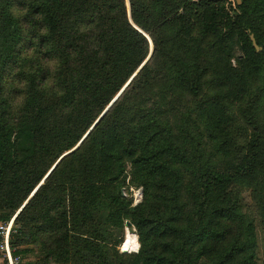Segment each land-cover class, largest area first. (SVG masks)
<instances>
[{"label": "trees", "instance_id": "obj_1", "mask_svg": "<svg viewBox=\"0 0 264 264\" xmlns=\"http://www.w3.org/2000/svg\"><path fill=\"white\" fill-rule=\"evenodd\" d=\"M260 1L237 2L238 11L231 14L219 0H201L202 32L218 50L208 67L226 97L247 103L242 116L249 140H238L233 118L218 99L201 101L200 115L213 146L239 154L222 166L205 159L202 133L186 126L177 130L157 109L95 128L16 217L24 229L13 245H34L17 253L35 252L39 260L32 264H71L74 254L81 264H185L190 256L210 264H257L254 224L245 222L234 187L264 168V133L253 113L264 85L251 94V75L257 73L251 60L264 63V50H256L249 33L255 31ZM131 5L143 28L150 17L159 20L143 3L131 0ZM187 29L177 26L179 33ZM151 34L158 44L155 27ZM255 36L264 47V37ZM235 37L242 46L237 55ZM150 50L148 37L129 19L125 0H0V222L13 217L56 160L79 142ZM180 81L199 95L195 73ZM178 167L189 176L188 185H181ZM128 173V184L145 187L144 203L131 208L120 191ZM152 180L160 184L156 189ZM100 204L109 208L108 224L128 218L135 225L138 253L113 256L101 240L80 234ZM88 230L98 234L95 226Z\"/></svg>", "mask_w": 264, "mask_h": 264}, {"label": "rangeland", "instance_id": "obj_2", "mask_svg": "<svg viewBox=\"0 0 264 264\" xmlns=\"http://www.w3.org/2000/svg\"><path fill=\"white\" fill-rule=\"evenodd\" d=\"M125 1L131 23L145 34L151 42L150 53L112 98L91 127L83 134L79 142L56 160L40 184L45 182L46 178L54 171L62 159L71 154L80 145L87 143L92 130L98 127H105L112 121L129 122L134 116H137L136 114L143 112L145 108L157 109L162 120L168 121L181 132V127L186 126L195 134L202 133L205 141L204 158H210L211 162L221 166L226 165L234 156L239 154V149L236 150L234 148V150L232 148V150L225 151L213 146L209 141L208 130L200 115L199 107L201 101L216 98L222 102L233 118L235 136L242 142L249 140V127L242 116V110L247 103H240L226 97V90L220 86L218 78L208 67L209 61L217 56L218 50L217 47L212 45V38L202 32L201 26L204 13L201 7V0H135L143 3L151 13L159 18V20H154L150 17L146 22V28L134 21L131 0ZM219 1L225 5L231 14H236L235 12L238 11L237 0ZM260 3L261 10L257 14L255 31L250 30L249 33L250 35L254 34L255 36L257 34L264 37V2L261 0ZM181 13L185 16V20L179 18L178 14ZM139 15L143 18L142 11L139 12ZM180 24L188 28L186 32L179 33L177 31V26ZM154 27L161 36L158 44L155 43L151 34V29L153 30ZM234 39V42H232V54H241L242 46L236 37ZM263 50L264 47H262L260 52ZM232 62L234 65L237 64L235 57L232 58ZM251 64L257 70L255 75H251V94L256 96L260 87L264 85V83L262 84L264 68L259 67H264V63H260L258 59L257 61L251 60ZM189 71L195 73V77L199 78L198 96H194L180 81V77L184 74L189 75ZM257 98L253 106V113L264 133V90ZM19 100H21V97ZM178 170L180 177H183L180 182L181 185H188L190 183L189 176L182 168L178 167ZM125 180L127 183L120 187V191L125 198L130 200V208L144 203L145 187L128 184L131 180L129 173ZM150 183H153L154 189L160 185L156 180H152ZM164 183H167V181ZM234 188L240 193L242 209L246 217L245 222L253 221L254 224L256 238L255 262L264 264V168L263 171L260 170L255 175L240 183H236ZM35 190L14 213L13 217L15 219L37 191ZM100 207L102 208H93L88 225V228L96 227L98 231L96 237L87 234L89 231L87 227L80 234H84L93 240H101L102 247L106 244L107 250H110L113 256L116 255V252L122 254L138 253L141 249V242L135 225L133 224L134 227L128 226L127 221H130L128 218H125L122 223L118 222L116 225L108 224L105 218L106 211L109 208L105 204H100ZM0 213L4 212L0 211ZM15 227L18 231L24 229V225L22 226L18 223H15ZM241 235V229H239L238 236L240 237ZM29 248H34V245L21 244L18 246V250ZM197 248V245L193 246V251H196ZM22 256L29 264L38 263L39 256L35 252L30 251ZM77 258L76 254H74L70 263L81 264L76 260ZM85 260L89 261V258L86 257ZM96 260L91 259V261ZM0 264H2L1 260ZM185 264H210V261L205 257L195 258V256H190Z\"/></svg>", "mask_w": 264, "mask_h": 264}, {"label": "built area", "instance_id": "obj_3", "mask_svg": "<svg viewBox=\"0 0 264 264\" xmlns=\"http://www.w3.org/2000/svg\"><path fill=\"white\" fill-rule=\"evenodd\" d=\"M17 232L15 217L6 222H0V260L2 264H29L22 254L17 253L18 246L12 243Z\"/></svg>", "mask_w": 264, "mask_h": 264}, {"label": "water", "instance_id": "obj_4", "mask_svg": "<svg viewBox=\"0 0 264 264\" xmlns=\"http://www.w3.org/2000/svg\"><path fill=\"white\" fill-rule=\"evenodd\" d=\"M237 2L240 4V3L242 2V0H237ZM250 38H251V40H252V42H253V45L255 46L256 50H257V51H260V50L262 49V47L258 45V43H257V41H256V38H255L254 34H251V35H250ZM40 185H41V184H40ZM40 185H39V186H40ZM39 186H38V187H39ZM38 187H37V189H38ZM37 189H36V190H37ZM36 190H35V191H36ZM127 225H128V226H133V227H134V225H133V223H132L131 221H127ZM125 241H126V240H125Z\"/></svg>", "mask_w": 264, "mask_h": 264}]
</instances>
